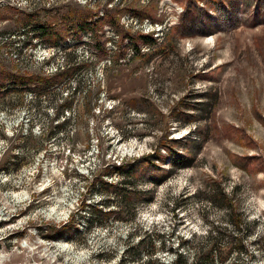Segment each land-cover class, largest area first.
<instances>
[{
  "label": "rangeland",
  "instance_id": "1",
  "mask_svg": "<svg viewBox=\"0 0 264 264\" xmlns=\"http://www.w3.org/2000/svg\"><path fill=\"white\" fill-rule=\"evenodd\" d=\"M143 7L169 40L149 60L120 34L144 33L122 11ZM83 10L104 22L99 54L75 36ZM67 63L84 66L45 91L8 81L0 95V264H264V0H0V73ZM188 111L197 119L183 123ZM167 129L190 165L172 168L161 148L160 184L115 172ZM130 185L151 199L125 203Z\"/></svg>",
  "mask_w": 264,
  "mask_h": 264
},
{
  "label": "trees",
  "instance_id": "2",
  "mask_svg": "<svg viewBox=\"0 0 264 264\" xmlns=\"http://www.w3.org/2000/svg\"><path fill=\"white\" fill-rule=\"evenodd\" d=\"M122 11H128L134 14L135 17L140 20L144 18L155 19V14L153 15V13L150 11V9H148V7H143L140 9L124 8ZM93 18H95L96 20H92ZM73 19L77 21L75 18ZM102 22H103L102 18H99V17L96 18L94 17L93 13L86 11V10H83L80 13H78V21L74 22L75 28L77 29L75 36L80 37L84 32H87L89 35V39L92 41L91 46H93L94 51L97 52L98 54L104 50V42H102L100 40V37L98 36V31L102 27V24L104 23ZM109 22L110 21H106V23H109ZM47 27H50V29H47ZM52 27L53 26L51 25L50 26L45 25L43 27L45 30L44 29L40 30V31H43L40 33V35H49V36L54 35V34L57 35V33L52 32ZM120 34L122 38L121 40L127 39L130 41L134 56H139V57L145 56L147 60L162 53L168 47L169 40L167 39L166 41L161 40L162 42L158 41V36H154V31H151L149 33H130V32L128 33V32L120 31ZM65 37L66 35H64L62 38H58L56 40L54 39L53 43H59L58 41L60 39L62 40ZM83 66H84V63H81V64L78 63L77 65L74 64L72 66L67 63L65 66L58 68L54 73L48 74V75L47 74L46 75H22V74L13 73L10 71H2L0 73V95L1 96L4 95V93L8 90L7 85H6L8 81L18 87H25V86L32 85L31 91L34 93L45 91L49 88H52L54 85L59 84L63 78H68L69 76L73 75L76 70L82 68ZM132 102H137L141 104L146 103L144 100H142L141 102V100L139 99H134L132 100ZM172 112L173 111H170V113ZM192 113L193 112H189V111L185 112L183 114L184 116L182 115L184 118H182L183 120L181 119V121H183V123L195 121L194 119H197L196 118L197 116L193 115ZM162 116L165 117V114H163ZM169 122L170 121L167 120L166 123L168 124ZM168 137H169V133L167 129V130H164V132H161V136L158 137V139H160L159 145H154L155 148L151 153L147 155H143L137 159H134L131 162H125L121 165H117L116 167L114 166L115 172L122 174V175L128 174V176H132L138 173V171L139 172L146 171V173L148 172L151 175H153L152 178H150L151 182H154L155 184H158V183L160 184V182H162L165 177L163 176L165 174L163 172L164 167L157 164L156 161H160V160L164 161L168 157V162L170 163V166L172 168L190 165L191 158H189L186 154H183V153L181 154V152H178L179 150H174L173 147H169L167 145L166 142H167ZM186 143L190 144L189 140H187ZM246 143H250V139H247ZM161 148L166 151L168 155L167 157L163 156L160 153ZM159 176H161L162 178L159 179L158 178ZM100 181L104 182L102 178H100ZM125 187L127 188H123L120 193L125 198V201H126L125 203L128 202V197H131L130 199L132 201L131 203H133L137 199H143L146 201L151 199L150 196H148V198L146 199L143 198V195H147V192L149 190H139V189L134 188L131 185L125 186ZM227 195L232 196V193L226 194L225 197H227ZM86 205L88 204L84 203V201L82 200L80 203V207L83 208ZM119 206L120 204L116 205L115 208L118 209ZM228 211H229L228 216H229L230 222L234 225V227H239L240 223L242 222L239 216L237 214L234 215V213L232 211L230 212V210ZM104 213L108 215L111 213H116V211L109 209L108 211H105ZM74 224H75V220L71 216L70 219L65 221L62 225L58 226L57 231L59 234L57 236L62 237L63 232L67 231ZM210 231L211 232L207 234V237L212 240L211 245H213L215 242L213 241L214 236L211 233H214V230H210ZM52 239H54V236H52ZM138 242L140 244L142 240ZM241 243H242V240H241ZM239 247H242V244ZM224 261L225 259L222 258L219 261V263L222 264L224 263ZM124 262H125L124 260H121L119 261V264H124ZM183 262H184V259L180 257L179 254L174 255L172 264H182ZM208 264H213V260H210Z\"/></svg>",
  "mask_w": 264,
  "mask_h": 264
},
{
  "label": "built area",
  "instance_id": "3",
  "mask_svg": "<svg viewBox=\"0 0 264 264\" xmlns=\"http://www.w3.org/2000/svg\"><path fill=\"white\" fill-rule=\"evenodd\" d=\"M136 21H137L136 23L140 24V26L143 27L144 30H142V31L144 33H149L150 31H154V32L160 31V29H155V27H157L156 23L150 22V20L148 18H144L141 21H138V19H136ZM154 36H158V34L156 33V35H154Z\"/></svg>",
  "mask_w": 264,
  "mask_h": 264
}]
</instances>
